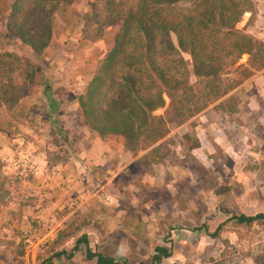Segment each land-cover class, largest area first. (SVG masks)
Instances as JSON below:
<instances>
[{
    "label": "rangeland",
    "instance_id": "rangeland-1",
    "mask_svg": "<svg viewBox=\"0 0 264 264\" xmlns=\"http://www.w3.org/2000/svg\"><path fill=\"white\" fill-rule=\"evenodd\" d=\"M93 1L73 0L69 6L56 12L54 39L41 57H34L27 47L6 38L0 25V167L24 160L28 154L24 143H27L28 147L33 146L30 152L45 155L44 163L48 169L57 166L76 167L80 176L77 184L87 181L90 185V189H85V195L97 182L100 186L106 184L109 175L99 181L96 179V184L89 179L93 171H99L100 175L102 172L106 174L108 170H99L102 167L101 159L87 157L85 153L91 146L98 150L95 140L99 137L83 126L84 119L77 114V98L85 93L100 64L112 51L116 32L113 30L103 34V42L100 43H91L83 38V18L91 13V7L87 8L86 4ZM251 1L253 14L245 13L238 29L264 43V0ZM0 6H3L2 3ZM93 34L91 32V36ZM77 37H81L85 44L76 45ZM184 57L190 62L189 56ZM73 58L80 59L81 65H91L83 76V87L77 82L76 86H71L73 82L63 85L64 79L60 72L69 73L66 59L71 62ZM248 62L249 57L245 55L237 66L227 69L222 76L223 88H231L241 80V71H236V68L240 65L248 67ZM26 66H31V69ZM78 66L73 65L72 69L78 71L81 67ZM191 82L199 85L197 88H202V96L207 100V94L212 89L207 80L199 81L192 77ZM46 84H53L49 90L56 100L54 109L46 99L47 90L42 91ZM217 85L219 82H216L213 94L218 92ZM19 90H25L27 94L22 96L20 103L12 106L10 100L14 93L21 96ZM22 102L25 103L23 106L20 105ZM168 106L169 100L166 98V108ZM164 113L165 108L155 114ZM12 117L18 119L16 125ZM24 135L29 140H22ZM170 135L162 141L165 143L152 160H157L158 154L167 152L173 175L178 172L175 164L189 166L191 174L179 177L177 181H172L173 175L167 176L159 182L160 185L151 179L152 184H149L146 181L148 178H143L151 171L145 161L144 164L132 165L113 181L114 185L112 182L106 188L116 208L117 197L111 195L112 186H118L120 190L124 184L129 185L128 182L134 181L138 188L143 182L147 184V187L141 186L139 189L141 204L136 209L140 208L142 216L137 213L139 220H131L134 223L133 230L125 226L124 231L117 236L103 234L102 241L96 243L93 235L88 236L95 223L91 225L92 221L87 222L85 215L88 214L94 220L96 216H93V208L97 206L88 209L83 206L60 227L55 236L46 239L34 256L36 263L60 255L58 259L63 260L61 264H96L85 259V246L77 243L85 236L90 249L127 264H149L156 248L160 246L171 250V257L161 264H264V222L244 226L235 219L241 214H264V70L255 71L254 76L186 124L178 128L173 126ZM185 135L193 139L192 143L199 142L200 148L190 152L184 144ZM121 142L125 144L124 140ZM209 153L214 155V160L206 159ZM113 167L118 168L116 165ZM81 175H84V179ZM3 178L0 176V183L4 181ZM129 189L133 191L136 188ZM84 199L80 198L81 201ZM148 199L157 202L151 206L158 213L153 221L148 220L146 213L143 214L149 206ZM123 200L121 208L126 212L130 205ZM70 210L74 209L65 207L59 212L67 215ZM165 214L167 217H164ZM198 223L200 229L194 232L189 229ZM214 234L217 235L215 238L212 237ZM73 240L76 247H73ZM70 242L72 245L68 247ZM18 252L21 258L27 260L23 241ZM33 255L30 253L27 256L29 264H34L31 260ZM22 261L20 259L18 264Z\"/></svg>",
    "mask_w": 264,
    "mask_h": 264
},
{
    "label": "trees",
    "instance_id": "trees-1",
    "mask_svg": "<svg viewBox=\"0 0 264 264\" xmlns=\"http://www.w3.org/2000/svg\"><path fill=\"white\" fill-rule=\"evenodd\" d=\"M72 2L0 0L4 36L27 47L34 57H41L54 39L56 12ZM88 5L91 13L83 18L86 41L100 43L105 34L116 32L112 51L100 64L85 93L77 98V114L83 117V126L100 139L122 137L133 157L153 148L138 164L146 161L149 167L169 163L167 152L158 154L157 160L152 157L159 153L173 126L186 124L254 76L255 71L264 70V43L238 29L245 13L253 14L251 0H94ZM245 55L250 65L236 68L241 71V80L231 88H223V74L237 66ZM192 77L207 80L212 88L207 100L202 96V88L191 82ZM216 82L218 92L213 94ZM19 93L21 96L14 93L10 100L12 106L27 94L25 90ZM164 108V115L155 114ZM192 141L184 136L190 152L200 148L199 142ZM235 219L239 225L252 226L264 222V214H241ZM200 228L198 223L189 229ZM77 243L85 246L87 261L127 264L90 249L85 236ZM59 256L38 262L54 264ZM170 257L171 250L160 246L149 264H161Z\"/></svg>",
    "mask_w": 264,
    "mask_h": 264
},
{
    "label": "crops",
    "instance_id": "crops-1",
    "mask_svg": "<svg viewBox=\"0 0 264 264\" xmlns=\"http://www.w3.org/2000/svg\"><path fill=\"white\" fill-rule=\"evenodd\" d=\"M86 7L88 8L89 5L86 4ZM75 42L76 45L85 44L81 37H77ZM53 44H55V42L52 43V45ZM68 59H66L65 65H67V69L70 70L69 73L66 72L67 74H63L62 71L60 72V75H62L64 79L63 85L73 82L71 86H76L75 82H77L80 87H83V83L85 82L82 80L83 76L86 75V71L91 65L87 63L85 66L81 65V62L79 63L80 59L77 58H73L71 62ZM92 60L93 59L89 61ZM86 61H88V59ZM76 64L79 65L78 67L81 66L78 71L72 69V66ZM52 86L53 84H46L44 88H42V91L47 90L48 94H50L49 92ZM79 90L81 91L80 88ZM49 96L50 99H48V95L46 97L49 101V106H56V100L51 94ZM23 104L25 103L22 102L20 105L23 106ZM17 120L13 118V123L15 125L17 124ZM10 126L12 125L10 124ZM24 136L22 140H25V138L29 140L27 135ZM122 140V137L107 138L104 140L97 138L95 141L96 145H98V150L92 149L93 146H91V149L85 151L87 157L101 159V161L98 159L102 165L101 168H98L99 170H104V168L108 170L106 174L102 172L100 175H98L99 171L97 173L93 171V175H90L89 179H92L93 181H91L96 184V179L99 181V179H103L107 174L109 175L106 184L100 186L97 182L96 186L99 188L97 187V189L93 190L91 187L92 190H90L88 195H85V189H90V185H88L87 181L82 182L81 185L77 184L80 176H78L79 173L76 172V167L57 166L52 168V170L48 169L49 167L44 163L45 155H36L30 152L33 146L30 145V147H28L27 143H24L27 150L26 153H28L27 156L24 157V160H17L12 162L10 166L0 167V176L4 177V181L0 183V264H18L20 259H23V264H29L30 262L27 256H29L30 253L34 254L31 259L32 262L37 264L34 256L38 253L43 243L47 241L46 239L55 236V234L60 231V227L67 221H70V219L75 216L76 210H80L83 206H85L84 208L86 209L93 207V205L97 206V208H93L95 211L93 212V216H96L94 220L89 218L88 214L85 215L87 222L92 221L91 225L95 223L89 230L88 236L93 235V237L96 238V243L102 241L101 238L103 234L106 236L110 233L112 236H117L119 232L124 231L125 226L133 230L132 226H134V223L131 220H139L137 216L138 214L141 215L140 208L136 209L137 205L140 206L141 204V200H139L141 197L139 189H141V186L147 187V184L143 182L138 188L135 187L134 181L128 182L129 185L126 186V184H124L120 190L118 186H112L113 193H111V195L117 197L116 208L114 205L115 203L112 202L111 197L107 194L109 189L107 190L106 188L110 186V184L112 185V182L118 178V176H122L126 173L132 165H136L138 160L148 154L153 148L141 152L137 157H133L126 149L125 144L121 142ZM10 141L14 142L13 140ZM5 151L7 152V150ZM42 152H37V154H42ZM206 159L209 161L214 160V155L212 156L211 153H209ZM98 164L97 167H99ZM115 165L118 168L114 169L113 166ZM170 165L171 164L167 162L163 165L152 164L150 166L151 168H149L151 171L146 177H143L144 180L148 178L146 181L152 184L151 179H153V182L155 180V183L160 185L159 182L161 183L163 178L173 175V173L170 172ZM174 166L178 167V172L172 176V181H177L180 179L179 177L184 175L187 176L190 173L189 166L187 165L175 164ZM242 168L239 169V172H241ZM68 172H72L73 174H69ZM235 175L238 174L235 173ZM81 176L84 179V175ZM239 177L241 178L242 175ZM144 180L142 179V181ZM132 184L134 185L131 186ZM130 187L136 189L132 191L129 189ZM80 198L85 199L81 201ZM123 198L129 202L130 205L126 212L121 208ZM150 200L151 199H148L147 202L149 206L146 210L144 209L146 212L143 211V214L146 213L148 220L153 221L156 219L158 213L156 212L157 209H152L151 206L156 205L157 202L154 199ZM111 204H113L114 207ZM99 206L100 208L102 207V209H100ZM65 207L69 209L73 208L74 210H70L67 215L61 214L59 211ZM88 212L90 213V210ZM132 214H134V217H131ZM164 217H167V215L165 214ZM142 220H144V217H142ZM22 241L26 250L27 255H25V257L27 260L21 258L18 252L19 245H21ZM72 243L74 245L73 247H76L75 240H73ZM71 245L70 242L67 246L71 247ZM56 259L54 260V264H61L63 262V260Z\"/></svg>",
    "mask_w": 264,
    "mask_h": 264
}]
</instances>
